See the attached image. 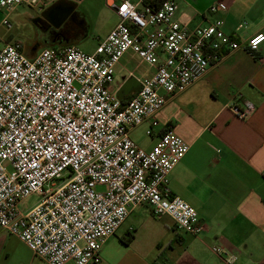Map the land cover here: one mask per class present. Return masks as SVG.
I'll return each instance as SVG.
<instances>
[{
	"label": "built area",
	"instance_id": "obj_1",
	"mask_svg": "<svg viewBox=\"0 0 264 264\" xmlns=\"http://www.w3.org/2000/svg\"><path fill=\"white\" fill-rule=\"evenodd\" d=\"M49 2L0 0V26H9L8 15L22 4L40 10ZM224 7L214 2L208 10ZM113 10L117 22L92 52L72 44L28 57L20 42L0 37V229L42 264H107L101 246L138 206L199 237L205 223L169 187L188 143L168 127L144 149L130 132L230 53L254 55L264 42L263 32L237 40L219 19L191 24L177 16L174 0H114ZM127 52L153 70L122 103L112 85ZM228 108L246 119L255 105ZM34 194L40 201L22 208ZM208 248L233 264L219 246Z\"/></svg>",
	"mask_w": 264,
	"mask_h": 264
},
{
	"label": "crops",
	"instance_id": "obj_2",
	"mask_svg": "<svg viewBox=\"0 0 264 264\" xmlns=\"http://www.w3.org/2000/svg\"><path fill=\"white\" fill-rule=\"evenodd\" d=\"M49 1L46 6L58 1L72 5L83 2ZM98 1L102 5L107 0ZM174 1L177 16L191 19V24L219 19L224 32L239 41L264 33V0ZM214 2H223L225 7L210 12ZM116 22L117 17L103 37ZM1 38L3 42L14 39ZM152 70L138 63L130 52L122 56L115 67L113 91L116 93L129 77L137 80L129 92H121L122 103L132 98L139 79ZM236 102L253 103L255 110L248 118L239 119L228 108ZM168 127L189 145L169 174V187L197 211L206 228L194 237L178 230L167 216L174 234L152 264H226L209 250L212 245L219 246L223 256L233 257V264H264V42L254 55L243 50L230 53L204 77L168 100L153 118L134 128L130 136L140 128L145 138L133 140L150 149ZM147 214H151L149 208L135 207L123 224L128 222L138 230ZM115 234L105 242L120 244ZM29 252L20 239L0 229V264H42L29 257ZM100 255L107 264H119L104 257L102 250ZM137 257L138 264H148L144 257Z\"/></svg>",
	"mask_w": 264,
	"mask_h": 264
},
{
	"label": "rangeland",
	"instance_id": "obj_3",
	"mask_svg": "<svg viewBox=\"0 0 264 264\" xmlns=\"http://www.w3.org/2000/svg\"><path fill=\"white\" fill-rule=\"evenodd\" d=\"M103 2L102 6L98 0H83L73 5L68 13H57L53 18L46 16L51 4L40 10L38 6L22 4L8 15L9 26H0V37L9 36L14 38L11 41L20 42L22 52L28 57L34 56L43 48L55 49L72 44L85 52H92L116 18L114 10ZM108 4L113 3L109 0ZM4 15L5 11L0 10V21ZM131 138L141 141L145 135L139 128L131 134ZM39 201L40 196L34 194L21 207L31 209ZM143 220V226L138 230L129 227L128 222L124 223L114 237L120 244L107 240L101 246L102 255L119 264H138L139 255L146 259V263L152 264L167 248L174 228L167 216L156 218L147 214ZM130 234L133 239L125 244ZM30 253L29 257L32 255Z\"/></svg>",
	"mask_w": 264,
	"mask_h": 264
},
{
	"label": "flooded vegetation",
	"instance_id": "obj_4",
	"mask_svg": "<svg viewBox=\"0 0 264 264\" xmlns=\"http://www.w3.org/2000/svg\"><path fill=\"white\" fill-rule=\"evenodd\" d=\"M73 5L68 1H58L51 4V8L47 11L46 16L53 18V15L57 13L66 14L69 12Z\"/></svg>",
	"mask_w": 264,
	"mask_h": 264
},
{
	"label": "water",
	"instance_id": "obj_5",
	"mask_svg": "<svg viewBox=\"0 0 264 264\" xmlns=\"http://www.w3.org/2000/svg\"><path fill=\"white\" fill-rule=\"evenodd\" d=\"M108 1H106V4L109 6V7H112L113 8V4L109 5L108 4ZM112 3H113V0H111ZM137 80L134 78V77H129L124 83L123 85L118 89V91L116 92V96L117 98H121V92H124V93H127L129 92V90H131L132 88L135 87V84L137 83L136 82Z\"/></svg>",
	"mask_w": 264,
	"mask_h": 264
},
{
	"label": "trees",
	"instance_id": "obj_6",
	"mask_svg": "<svg viewBox=\"0 0 264 264\" xmlns=\"http://www.w3.org/2000/svg\"><path fill=\"white\" fill-rule=\"evenodd\" d=\"M163 0H155V3L157 2V3H159V2H162ZM132 238H133V235L131 234V235H129V238H128V240H126V242H125V244H128L131 240H132Z\"/></svg>",
	"mask_w": 264,
	"mask_h": 264
},
{
	"label": "snow or ice",
	"instance_id": "obj_7",
	"mask_svg": "<svg viewBox=\"0 0 264 264\" xmlns=\"http://www.w3.org/2000/svg\"><path fill=\"white\" fill-rule=\"evenodd\" d=\"M122 10H125V9H122ZM262 39H264V38H262Z\"/></svg>",
	"mask_w": 264,
	"mask_h": 264
}]
</instances>
